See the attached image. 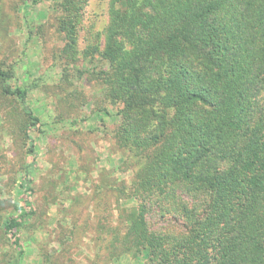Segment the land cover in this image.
<instances>
[{"label":"trees","instance_id":"16d2710c","mask_svg":"<svg viewBox=\"0 0 264 264\" xmlns=\"http://www.w3.org/2000/svg\"><path fill=\"white\" fill-rule=\"evenodd\" d=\"M88 3L57 4L73 61ZM91 49L84 54L108 63L99 75L119 108V145L146 156L126 249L145 251L149 264H264V0H110ZM12 75L0 68V89L18 100L30 138L40 119ZM28 154L24 205L2 224L16 252L8 264H25L21 230L35 215L33 143ZM159 200L184 221L182 235L150 229Z\"/></svg>","mask_w":264,"mask_h":264},{"label":"rangeland","instance_id":"374dc122","mask_svg":"<svg viewBox=\"0 0 264 264\" xmlns=\"http://www.w3.org/2000/svg\"><path fill=\"white\" fill-rule=\"evenodd\" d=\"M59 2L0 0V68L13 71L9 84L28 89L27 103L40 119V130L28 138L21 105L0 89V264L16 253L2 224L24 205L19 184L32 159L31 143L37 154L35 215L21 230L24 263L149 264L145 251L135 254L124 245L129 215L138 206L136 174L146 156L119 145V108L99 75L108 63L84 54L100 43L110 0H89L75 61L64 52ZM157 203L150 229L182 235L178 213Z\"/></svg>","mask_w":264,"mask_h":264}]
</instances>
